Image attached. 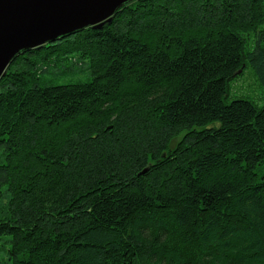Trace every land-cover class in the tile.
<instances>
[{
  "label": "trees",
  "instance_id": "obj_1",
  "mask_svg": "<svg viewBox=\"0 0 264 264\" xmlns=\"http://www.w3.org/2000/svg\"><path fill=\"white\" fill-rule=\"evenodd\" d=\"M249 68L264 88V0H131L19 54L0 264H264V104L230 100Z\"/></svg>",
  "mask_w": 264,
  "mask_h": 264
},
{
  "label": "water",
  "instance_id": "obj_2",
  "mask_svg": "<svg viewBox=\"0 0 264 264\" xmlns=\"http://www.w3.org/2000/svg\"><path fill=\"white\" fill-rule=\"evenodd\" d=\"M130 1L0 0V80L19 54L88 27L102 29Z\"/></svg>",
  "mask_w": 264,
  "mask_h": 264
},
{
  "label": "rangeland",
  "instance_id": "obj_3",
  "mask_svg": "<svg viewBox=\"0 0 264 264\" xmlns=\"http://www.w3.org/2000/svg\"><path fill=\"white\" fill-rule=\"evenodd\" d=\"M239 96L253 100L259 105L264 104V88L251 68L247 69L231 85L230 100Z\"/></svg>",
  "mask_w": 264,
  "mask_h": 264
}]
</instances>
